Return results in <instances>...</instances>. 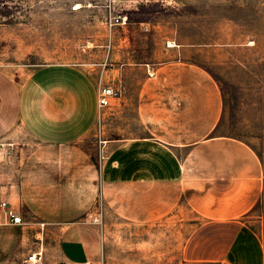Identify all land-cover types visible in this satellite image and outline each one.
<instances>
[{"label":"crops","instance_id":"1","mask_svg":"<svg viewBox=\"0 0 264 264\" xmlns=\"http://www.w3.org/2000/svg\"><path fill=\"white\" fill-rule=\"evenodd\" d=\"M189 46L102 75L116 92L103 109L99 83L75 66L45 65L21 83L0 70V141L20 129L38 147L0 159V200L24 221L1 227L0 259L30 238L27 254L41 247L42 264H99L105 218L197 217L188 263L264 264V238L245 221L263 195L262 164L244 141L218 133L222 93ZM98 126L107 138L92 149L84 141Z\"/></svg>","mask_w":264,"mask_h":264},{"label":"rangeland","instance_id":"2","mask_svg":"<svg viewBox=\"0 0 264 264\" xmlns=\"http://www.w3.org/2000/svg\"><path fill=\"white\" fill-rule=\"evenodd\" d=\"M118 17L121 24L114 25ZM175 43L190 45L195 62L218 83V133L254 150L264 182V0H0V70L18 83L55 64L80 68L99 83L124 66L167 58L166 49ZM98 129L84 141L92 149L107 138L105 128ZM0 144V159L38 149L20 129ZM245 221L264 238V190ZM101 224L99 264H191L185 247L194 235L192 224L197 229L200 222L196 217L192 224L180 218L129 225L111 217ZM31 235L26 232V239ZM28 239L0 263L19 264L35 247Z\"/></svg>","mask_w":264,"mask_h":264},{"label":"built area","instance_id":"3","mask_svg":"<svg viewBox=\"0 0 264 264\" xmlns=\"http://www.w3.org/2000/svg\"><path fill=\"white\" fill-rule=\"evenodd\" d=\"M121 18L118 17L115 19L114 25H120ZM116 97V92L113 88L109 86H105L101 83L98 84L97 91V100L98 107L100 109L106 108L110 105L111 99ZM4 152V146L0 144V156ZM23 225V219L21 215L10 206L4 200H0V226H21ZM43 261V251L42 248L39 247L37 251L30 252L26 256L23 257L19 264H42ZM0 264H10V263H0ZM84 264H91L89 262Z\"/></svg>","mask_w":264,"mask_h":264}]
</instances>
